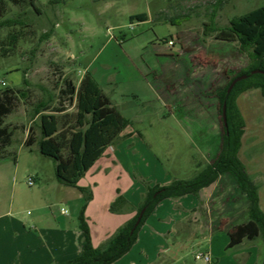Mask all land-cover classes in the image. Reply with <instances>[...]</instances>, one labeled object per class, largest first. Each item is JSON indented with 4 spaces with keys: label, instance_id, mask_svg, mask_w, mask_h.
<instances>
[{
    "label": "rangeland",
    "instance_id": "obj_1",
    "mask_svg": "<svg viewBox=\"0 0 264 264\" xmlns=\"http://www.w3.org/2000/svg\"><path fill=\"white\" fill-rule=\"evenodd\" d=\"M261 6L264 0H31L30 5L22 6L8 1L4 18L18 20L20 25L0 30V48L6 49L11 33L20 31V38L10 57L0 59V82L12 86L15 75H27L26 83L16 91L12 112L4 118L11 143L4 149L7 156L0 163L8 167L6 198L7 204L13 202V215L27 219L39 214L48 226L62 202L74 219L83 209L88 228L95 231L97 240L102 216L115 217L105 207L109 192L114 201L117 192L124 196L131 188L124 169L142 186L143 181L159 178L161 169L173 179L193 178L200 165L211 162L219 148L222 128L217 89L224 84L225 75H233L248 62L237 42L215 39L209 27L210 14L216 11L214 24L223 28L233 18ZM138 14L148 19L130 20ZM15 64L22 73L9 72ZM87 72L91 80L85 90L84 121H90L89 115L93 120L96 117V88H101L130 120V128L142 137L127 142L128 137H124L112 145L123 171L122 166L107 169L109 166L104 164L99 170H90L97 159L79 176L76 184L91 192L90 200L68 186L81 196L72 205L55 201L49 181L55 176V163L39 153V140L45 138L39 125L43 116L59 125L65 113L74 111L73 107L68 106L63 113L42 112L36 117L33 109L48 96L52 97L50 106L58 107L63 80L70 79L79 87ZM238 105L244 130L239 156L264 202V100L258 90H248L240 95ZM109 125L107 120L102 127ZM83 148L81 144L78 150ZM106 152L109 146L102 155ZM150 155L159 169L149 164ZM34 169L40 172L39 181L28 186L27 179ZM91 176L99 180L97 186L91 184ZM42 184L45 188L40 198L35 186ZM210 198L219 199L218 206L209 202L204 208L213 226L226 221L231 206L226 198L234 206L227 217L231 216L233 222L245 220L247 201L228 175L217 183ZM197 214L202 215V211ZM200 219L199 231L191 232L189 237L178 233L169 239L179 245V252L169 253L162 260L172 263L180 258L173 264H208L195 259L210 240L208 225L204 217Z\"/></svg>",
    "mask_w": 264,
    "mask_h": 264
},
{
    "label": "trees",
    "instance_id": "obj_2",
    "mask_svg": "<svg viewBox=\"0 0 264 264\" xmlns=\"http://www.w3.org/2000/svg\"><path fill=\"white\" fill-rule=\"evenodd\" d=\"M8 1L15 6L31 4V0H0V30L4 27L11 28L20 25L18 20L4 18ZM215 16L216 11L214 10L210 14L209 27L215 33V39L224 42H237L239 52L246 54L248 58L247 64L229 77L217 93L222 133L216 155L191 179H175L164 186H151L149 182L143 181L145 192L136 208H133L129 201L117 192L115 200L110 205V212L123 213L134 210L135 213L102 248L92 245L82 209L78 217L79 228L84 236L82 252L74 259L59 264H113L131 249L137 240L139 230L158 203L168 198H179L188 194L197 195L201 189L210 186L224 174L233 178L238 191L247 201V221L234 225L228 230V247L237 246L244 239L253 240L261 235L263 238L262 264H264V212L259 206L258 186L238 157L244 131L241 127L242 117L237 105L238 96L252 88H259L264 98V6L233 18L223 28L215 26ZM133 19L145 21L147 16L145 14L130 16V20ZM19 34L20 31L8 35V46L6 49L0 48V57L8 56L13 51L20 38ZM253 71L258 72L252 73ZM241 75H246V78L236 82L227 94V88L232 80ZM90 80L89 72L85 73L79 87L70 79H64V87L59 90L60 105L58 107L50 106L52 97L48 96L47 100L40 101L33 109V117H36L42 112L63 113L68 110V106L73 107L74 111L70 114L65 113L63 121L57 126L48 117L41 118L39 127L45 138L39 140V147L43 156L54 160L56 180L60 184L75 187L85 195L86 201L92 198V194L86 188L77 186V179L101 157L108 146L122 139V131L130 124L101 88H96L97 103L94 108L96 117L93 120V117L89 115L90 121L87 123L84 121L86 117L85 90ZM23 83H26L24 73ZM17 90L19 91L18 88L0 90V160L6 158L7 154L3 151L11 143V133L4 125V118L14 108ZM224 103L226 105V125L222 120ZM107 120H110V125L102 127V124ZM29 131H32V127ZM31 139L32 135L29 134L28 140ZM81 144L84 148L78 150ZM78 156H80V165L76 167ZM142 209H144L142 218L134 227Z\"/></svg>",
    "mask_w": 264,
    "mask_h": 264
},
{
    "label": "crops",
    "instance_id": "obj_3",
    "mask_svg": "<svg viewBox=\"0 0 264 264\" xmlns=\"http://www.w3.org/2000/svg\"><path fill=\"white\" fill-rule=\"evenodd\" d=\"M9 57L10 54L5 57H0V59H7ZM9 72H21L20 66L15 64V66L9 67ZM26 76L27 75L24 74L25 80ZM225 76L227 77H225L224 84L232 75L229 77L228 75ZM12 84L14 86H10L4 81H1L0 90L5 88H20L21 84H23V74L22 77L15 75ZM223 85L217 90L220 91ZM249 90H258L261 94V90L259 88H252ZM110 100L118 109L119 106L116 104L115 100ZM216 104L217 103H214V105ZM119 111L122 113L121 109H119ZM216 119L217 117L215 116V121ZM136 136L142 137V133L131 129L130 124L121 133L122 138L128 137V139L124 142L134 139ZM111 147L112 145L109 146V152L102 155L96 161L94 166L90 168V170L95 168L96 170H99L102 167L100 164L109 166L107 169H116L119 168L118 166H122L116 150L111 149ZM39 153L41 154V152ZM238 157L241 160L239 153ZM148 161L149 164L154 165L156 170L160 168L157 164L158 162L155 161L151 155L149 156ZM241 162L244 164L242 160ZM209 163L210 162L208 161L206 164L200 165L199 169L196 170V174ZM16 166H18V162H16ZM246 170L252 178L248 167H246ZM160 172L161 175L159 178L149 180L151 186H164L175 180L169 176L165 169H163V171L161 169ZM124 173L126 175V181H128L127 183L130 184L131 187L124 196L133 208H136L141 202L142 195L145 192V187L133 179L128 170L124 169ZM39 174L40 172L34 169L33 174H31L29 178L31 177L34 182H37L39 181ZM227 175L228 174L219 176L216 182L201 189L197 195L188 194L179 198H168L158 203L139 230L137 240L131 249L113 264H159L160 262V264H173L174 261H178L180 258H175L172 263L162 260L164 259V256L169 253L179 252L177 251L179 250V247H177L179 245L175 246L169 239L178 233H180L183 237H189L192 235L191 232L196 230L199 231L201 229V217H204V222L209 228L208 232L210 240L203 252L211 255L212 260L209 264H262L263 238L261 235L253 240L244 239L237 246L231 248L228 247L229 237L227 232L233 225L243 224L247 221L246 211L245 220L242 222H233L234 219L232 220L231 216L227 217V213L234 206L230 200L226 198V203L231 206L226 213V217L224 219L226 220L225 222L223 221L216 224V226H213L211 224L212 219L209 218L208 214L205 215L204 213V208L208 206L209 202H213L214 206H218L219 199H211L210 197L217 183L221 181L222 177ZM228 176L231 180H233L230 175ZM49 181L51 188L54 191V197H56L55 201H64L69 204L76 205V203L73 204L74 201H78V199L80 200L81 196L78 191L75 193L74 188L68 189V186L65 187L63 184H60L56 180V176L50 177ZM90 181L91 184L97 186V181L99 180L97 177L91 176ZM7 186L8 167L3 165V163H0V264H59L74 259L81 254L84 236L83 232L79 228V219H74L75 217L69 216L67 209L63 206L62 202H60L61 206L59 213L56 214V216L51 217L49 225L45 226V219L42 215L37 214L27 219L18 217L16 214L13 215L11 212L13 202L11 201L7 204ZM44 186L45 185L43 184L41 186H35L37 195L40 198L43 195ZM258 196L260 209L264 212V202L261 200L259 188ZM112 197L113 198H111V193L109 192V202H107L108 204L105 203L106 209H109V203H111L114 199V196ZM39 209L42 210V206H40ZM61 209L66 212H62ZM198 210L202 211V215L197 214ZM231 212L232 211L230 210L229 213ZM134 213V210H130L123 213H112L115 217L102 216L103 219L101 222L99 220L100 238L96 240L95 231L93 229H89L92 245L96 248L104 247L110 239L109 237L120 227L125 225L133 217ZM207 213H209L208 209ZM203 237H205V234ZM257 239H261V243H256Z\"/></svg>",
    "mask_w": 264,
    "mask_h": 264
},
{
    "label": "water",
    "instance_id": "obj_4",
    "mask_svg": "<svg viewBox=\"0 0 264 264\" xmlns=\"http://www.w3.org/2000/svg\"><path fill=\"white\" fill-rule=\"evenodd\" d=\"M255 72H258V71H253L252 73H255ZM246 78V75H241V76H238L236 77L235 79L232 80V82L230 83V85L228 86L227 88V94L231 91L232 87L234 86V84L242 79H245ZM225 103L223 104V107H222V120L224 122V125H226V114H225ZM144 213V209H142L140 212H139V215L137 217V220L134 224V227H136L138 225V223L140 222L141 218H142V215Z\"/></svg>",
    "mask_w": 264,
    "mask_h": 264
},
{
    "label": "built area",
    "instance_id": "obj_5",
    "mask_svg": "<svg viewBox=\"0 0 264 264\" xmlns=\"http://www.w3.org/2000/svg\"><path fill=\"white\" fill-rule=\"evenodd\" d=\"M169 44H171L172 42L171 41H168ZM34 184V180L33 178H28L27 179V185L28 186H32ZM62 212H66L64 211L63 209H61ZM195 259L196 260H202L204 261L205 263H211V255L209 253H199V254H196L195 255Z\"/></svg>",
    "mask_w": 264,
    "mask_h": 264
}]
</instances>
